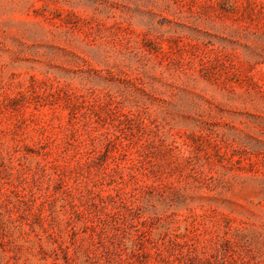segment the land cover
<instances>
[{
    "label": "rangeland",
    "instance_id": "1",
    "mask_svg": "<svg viewBox=\"0 0 264 264\" xmlns=\"http://www.w3.org/2000/svg\"><path fill=\"white\" fill-rule=\"evenodd\" d=\"M0 264H264V0H0Z\"/></svg>",
    "mask_w": 264,
    "mask_h": 264
}]
</instances>
